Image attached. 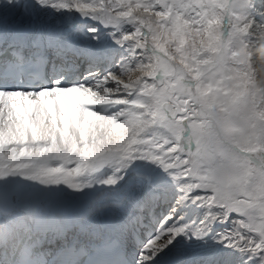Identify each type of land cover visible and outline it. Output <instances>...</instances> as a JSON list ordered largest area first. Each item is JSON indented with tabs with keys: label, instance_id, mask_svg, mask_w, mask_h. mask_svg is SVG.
<instances>
[{
	"label": "snow or ice",
	"instance_id": "6c2138e0",
	"mask_svg": "<svg viewBox=\"0 0 264 264\" xmlns=\"http://www.w3.org/2000/svg\"><path fill=\"white\" fill-rule=\"evenodd\" d=\"M0 264H264V0H0Z\"/></svg>",
	"mask_w": 264,
	"mask_h": 264
}]
</instances>
